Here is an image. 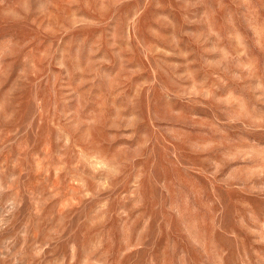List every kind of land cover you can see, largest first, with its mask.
<instances>
[{"label":"rangeland","instance_id":"1","mask_svg":"<svg viewBox=\"0 0 264 264\" xmlns=\"http://www.w3.org/2000/svg\"><path fill=\"white\" fill-rule=\"evenodd\" d=\"M0 264H264V0H0Z\"/></svg>","mask_w":264,"mask_h":264}]
</instances>
